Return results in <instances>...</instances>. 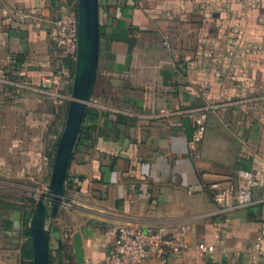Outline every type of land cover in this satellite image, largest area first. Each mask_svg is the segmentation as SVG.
Masks as SVG:
<instances>
[{"label":"crops","instance_id":"0c3cea01","mask_svg":"<svg viewBox=\"0 0 264 264\" xmlns=\"http://www.w3.org/2000/svg\"><path fill=\"white\" fill-rule=\"evenodd\" d=\"M62 12L56 0H0V192L9 179L51 177L75 72L55 54ZM100 31L90 129L48 222L49 264H78L76 233L85 264H106L126 224L189 227L193 245H218L214 258L192 248L143 264H257L244 250L264 227V190L251 207L225 212L212 184L264 157V0H100ZM207 106L218 108L192 159L195 124L185 113ZM3 203L0 264H21L23 215L17 231L21 211Z\"/></svg>","mask_w":264,"mask_h":264},{"label":"built area","instance_id":"2783aa9c","mask_svg":"<svg viewBox=\"0 0 264 264\" xmlns=\"http://www.w3.org/2000/svg\"><path fill=\"white\" fill-rule=\"evenodd\" d=\"M62 5L63 12L53 23L52 35L56 46L55 54L61 61L76 64L79 49L78 0H56ZM15 19L26 24H36L40 18L18 13ZM49 83L50 79H46ZM46 87V85H44ZM207 106L186 111V116L195 124V135L190 142L192 159L201 158L199 146L205 138L209 112L217 109ZM264 190V157L256 155L249 168L241 169L235 180L212 184L213 198L221 211H234L251 207L258 190ZM189 227L164 229L157 227H140L126 224L116 229V240L111 246L106 264H143L150 256L163 258L170 253H182L195 248L202 254L214 258L218 251L217 244L200 242L193 245L189 241ZM223 247V243H220ZM224 255L229 257L226 249ZM252 261L264 264V227L255 240L244 250Z\"/></svg>","mask_w":264,"mask_h":264},{"label":"water","instance_id":"95a60500","mask_svg":"<svg viewBox=\"0 0 264 264\" xmlns=\"http://www.w3.org/2000/svg\"><path fill=\"white\" fill-rule=\"evenodd\" d=\"M78 19L79 49L67 118L56 144L48 191L40 196L29 223L32 264H49L48 222L59 217L65 203L71 163L93 104L100 60V0H78ZM21 219V212H15L13 222L17 231L22 228ZM73 240L76 260L85 264L81 233H76Z\"/></svg>","mask_w":264,"mask_h":264},{"label":"rangeland","instance_id":"374dc122","mask_svg":"<svg viewBox=\"0 0 264 264\" xmlns=\"http://www.w3.org/2000/svg\"><path fill=\"white\" fill-rule=\"evenodd\" d=\"M64 122H66V120ZM50 178L51 177L44 178L43 176H32L30 178V175H27L21 178L9 179V182H4V185L7 188H5V191L0 192V201L14 203L17 205H28L27 202L29 199L38 202L40 196L48 191ZM11 181H14V183H12Z\"/></svg>","mask_w":264,"mask_h":264},{"label":"trees","instance_id":"16d2710c","mask_svg":"<svg viewBox=\"0 0 264 264\" xmlns=\"http://www.w3.org/2000/svg\"><path fill=\"white\" fill-rule=\"evenodd\" d=\"M100 35H101V31H100ZM92 113V109H89L88 112V116H90V114ZM66 115V114H65ZM66 118V117H65ZM65 121V120H64ZM62 123V125H64V122ZM88 129H90V127H88V119L85 122V125L83 126V129L81 131L80 137H79V141L83 138V136L87 133ZM36 201L29 199L27 204L28 205H14L11 203H3V206L5 210L7 211H11V210H19L21 211L22 215H23V237L26 239L23 244L21 245V264H32L33 262V247H32V243L30 240V231H29V221L31 219V216L33 214V211L35 209L36 206Z\"/></svg>","mask_w":264,"mask_h":264}]
</instances>
